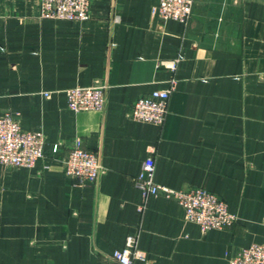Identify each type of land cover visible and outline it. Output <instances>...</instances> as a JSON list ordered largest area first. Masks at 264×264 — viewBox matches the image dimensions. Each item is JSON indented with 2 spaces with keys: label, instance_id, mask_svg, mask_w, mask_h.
Segmentation results:
<instances>
[{
  "label": "crops",
  "instance_id": "0c3cea01",
  "mask_svg": "<svg viewBox=\"0 0 264 264\" xmlns=\"http://www.w3.org/2000/svg\"><path fill=\"white\" fill-rule=\"evenodd\" d=\"M157 3L93 0L70 20L0 0V114L45 136L34 167L0 164V264H109L131 235L146 254L134 264H228L264 241V1L194 0L186 23ZM171 79L162 125L133 120L134 100ZM96 82L102 110L67 107V88ZM76 139L99 155L94 183L64 172ZM149 154L156 183L215 193L234 223L201 232L175 199L144 197Z\"/></svg>",
  "mask_w": 264,
  "mask_h": 264
},
{
  "label": "built area",
  "instance_id": "2783aa9c",
  "mask_svg": "<svg viewBox=\"0 0 264 264\" xmlns=\"http://www.w3.org/2000/svg\"><path fill=\"white\" fill-rule=\"evenodd\" d=\"M93 0H40V15L46 18L85 20ZM264 1V0H263ZM194 0H158L153 13L162 19H174L186 23L192 12ZM161 65L173 69L176 60L160 61ZM170 80L168 88L154 89L136 98L130 109L133 120L162 125L167 114V100L174 88ZM47 96L48 93L45 92ZM67 107L75 112L102 110L106 103V84L96 82L90 86H74L65 90ZM45 136L42 131L23 129L15 117L8 112L0 114V164L12 167H34L44 156ZM102 165L97 152L82 146L76 139L68 147L64 159V172L79 183H94L101 173ZM155 162L149 154L135 178V185L144 197L162 195L178 201L184 209L185 219L195 222L201 232L230 226L236 215L229 211L227 203L215 193L193 187L176 190L154 180ZM146 254L136 244V237L126 238L120 249L109 255V264H134L145 260ZM228 264H264V241L238 248L228 258Z\"/></svg>",
  "mask_w": 264,
  "mask_h": 264
}]
</instances>
